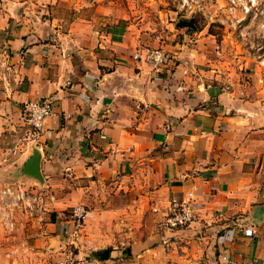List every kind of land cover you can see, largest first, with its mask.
<instances>
[{
	"label": "crops",
	"instance_id": "1",
	"mask_svg": "<svg viewBox=\"0 0 264 264\" xmlns=\"http://www.w3.org/2000/svg\"><path fill=\"white\" fill-rule=\"evenodd\" d=\"M130 9L0 0V264H264V71L226 31L164 40ZM152 45L175 60L159 75ZM40 99L42 180L23 173L24 105ZM176 202L187 228L165 226Z\"/></svg>",
	"mask_w": 264,
	"mask_h": 264
},
{
	"label": "built area",
	"instance_id": "2",
	"mask_svg": "<svg viewBox=\"0 0 264 264\" xmlns=\"http://www.w3.org/2000/svg\"><path fill=\"white\" fill-rule=\"evenodd\" d=\"M182 1L184 5L192 8L197 5V7L206 8L198 3L201 0H190L192 4L189 0ZM224 3V7L217 10L222 17L219 19L211 17L209 27L211 23L223 26L224 31L235 38L236 44L241 45L243 55L250 58L260 71H264V0H224ZM201 10L203 11V8ZM208 11L212 14L210 9ZM143 57L144 62L155 75L161 74L163 69L175 64L174 57L161 47H148ZM1 67L9 69L5 62ZM4 81L7 84V78H4ZM230 84L228 81L226 89H231ZM53 114V104L46 99L32 100L24 105V121L27 127L25 138L29 141H36L40 150H42L41 141L46 120ZM9 193L12 192L8 190L3 192V195ZM12 194L16 200L23 202L27 207H31L33 201L41 198L21 188H18L17 193ZM191 207L186 202L173 203L169 207L165 226L169 229H183L192 225L195 221V212ZM87 217L88 211L84 206H77L72 210L70 213V220L73 224L72 236H76L83 229Z\"/></svg>",
	"mask_w": 264,
	"mask_h": 264
},
{
	"label": "rangeland",
	"instance_id": "3",
	"mask_svg": "<svg viewBox=\"0 0 264 264\" xmlns=\"http://www.w3.org/2000/svg\"><path fill=\"white\" fill-rule=\"evenodd\" d=\"M198 3L206 6V8L197 7L198 5L192 8L184 5L182 0H118L119 6L132 8L130 10L135 14L134 18H137V21L146 17V23H150L151 27L157 30L156 32H161L164 40H168L165 37L171 36L177 28L205 29L209 27L211 17L216 19L222 17L217 10L224 7V0H201ZM208 9L211 10L212 14ZM211 24L209 28L213 34H220V36L224 34L223 26L218 23Z\"/></svg>",
	"mask_w": 264,
	"mask_h": 264
},
{
	"label": "water",
	"instance_id": "4",
	"mask_svg": "<svg viewBox=\"0 0 264 264\" xmlns=\"http://www.w3.org/2000/svg\"><path fill=\"white\" fill-rule=\"evenodd\" d=\"M31 143V145L29 144ZM28 144L31 146V156L25 161L23 165V173L25 175L31 176L34 178H37L39 180H42V173L40 169L41 164V150L38 147L36 141H31Z\"/></svg>",
	"mask_w": 264,
	"mask_h": 264
},
{
	"label": "trees",
	"instance_id": "5",
	"mask_svg": "<svg viewBox=\"0 0 264 264\" xmlns=\"http://www.w3.org/2000/svg\"><path fill=\"white\" fill-rule=\"evenodd\" d=\"M192 29H194V28H192Z\"/></svg>",
	"mask_w": 264,
	"mask_h": 264
}]
</instances>
